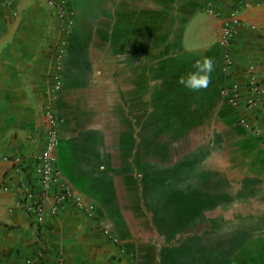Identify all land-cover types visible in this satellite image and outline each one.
I'll return each mask as SVG.
<instances>
[{
    "label": "crops",
    "instance_id": "obj_1",
    "mask_svg": "<svg viewBox=\"0 0 264 264\" xmlns=\"http://www.w3.org/2000/svg\"><path fill=\"white\" fill-rule=\"evenodd\" d=\"M66 7L69 33L47 0H0V158L26 166L16 174L0 159V264H59L58 256L61 264H264V94L245 105L250 68L264 85V0ZM233 12L225 72L218 40ZM165 38L177 59L150 60ZM62 39L70 47L60 66ZM203 56L214 58L212 82L192 91L180 78ZM57 74L63 88L53 100ZM234 82L241 103L230 108L224 91ZM47 104L58 122L57 167L95 206L91 217L66 202L37 224L20 205L33 200L24 190L46 142Z\"/></svg>",
    "mask_w": 264,
    "mask_h": 264
},
{
    "label": "built area",
    "instance_id": "obj_2",
    "mask_svg": "<svg viewBox=\"0 0 264 264\" xmlns=\"http://www.w3.org/2000/svg\"><path fill=\"white\" fill-rule=\"evenodd\" d=\"M50 7L54 8L59 18L64 22L63 31L69 33L73 26L72 21L68 17L66 0H47ZM239 23L237 12H233L228 21L224 22L220 30L218 45L223 55V70L229 71L232 65L231 47L235 38V26ZM60 48L56 55V60L60 63L64 54L65 40L60 41ZM247 89L251 96L245 100L246 107H254L260 102L262 94H264V85L256 75L255 69L250 68L247 77ZM63 81L60 75H55L52 84L53 100L57 99L58 94L62 91ZM224 103L230 108H237L241 103L240 87L237 82L224 91ZM46 126V142L41 152L34 155L35 177L31 178L30 187L24 190L25 197L33 198L30 202H22L20 205L27 213L31 214L37 224H43L48 215H56L59 208L64 206L66 202H73L77 207L83 209L88 216H93L95 206L86 203L61 177V172L57 167L56 150L59 146L58 122L55 107L47 104L43 111ZM241 127L252 130L251 125L246 119H240ZM256 135H259L256 132ZM264 140V135H263ZM3 161L12 162L16 174H24L26 166L21 157L0 158ZM39 186V191L36 189ZM54 188V204L47 211L45 203L51 189ZM26 199V198H25ZM109 233L108 230H103ZM117 242L116 239H113ZM58 263L61 264L62 257L58 256Z\"/></svg>",
    "mask_w": 264,
    "mask_h": 264
},
{
    "label": "clouds",
    "instance_id": "obj_3",
    "mask_svg": "<svg viewBox=\"0 0 264 264\" xmlns=\"http://www.w3.org/2000/svg\"><path fill=\"white\" fill-rule=\"evenodd\" d=\"M194 70L189 71L180 78V83L187 89L199 91L207 88L212 82V74L215 71L214 58L203 56L194 64Z\"/></svg>",
    "mask_w": 264,
    "mask_h": 264
},
{
    "label": "rangeland",
    "instance_id": "obj_4",
    "mask_svg": "<svg viewBox=\"0 0 264 264\" xmlns=\"http://www.w3.org/2000/svg\"><path fill=\"white\" fill-rule=\"evenodd\" d=\"M73 28V27H72ZM137 38H135L136 40ZM87 38L86 36L84 37V41H86ZM173 41L172 38H165V44L164 45H161V46H158V52L154 53V54H149V59L150 60H175L177 59V55L175 52H171L172 51V47L173 49L176 48V46L172 45L170 46L169 44ZM103 44H105L106 49H105V52L103 53V57L104 59H108V56H109V52H108V47H109V42H108V39L106 38V40L103 42ZM72 45V44H71ZM70 45L68 46V41L65 40V47H64V54H63V58L61 59V62L59 63L60 66L63 65V62H64V59H65V56H67V48H69ZM82 48V47H81ZM81 48H77L75 49V46H74V51L75 53H77L78 55L80 54V57L82 56V52H81ZM121 57H124V54H120ZM133 60H140V54L139 53H135L133 54L132 56ZM69 74V71L67 72V75ZM61 75V74H60ZM70 77H69V80L71 82V79H72V76L71 74H69ZM69 83V81H68Z\"/></svg>",
    "mask_w": 264,
    "mask_h": 264
}]
</instances>
